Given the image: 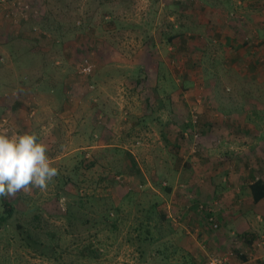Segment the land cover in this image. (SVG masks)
I'll use <instances>...</instances> for the list:
<instances>
[{
    "label": "rangeland",
    "instance_id": "rangeland-1",
    "mask_svg": "<svg viewBox=\"0 0 264 264\" xmlns=\"http://www.w3.org/2000/svg\"><path fill=\"white\" fill-rule=\"evenodd\" d=\"M117 1L0 0V131L35 133L39 142L48 146L47 155L59 170V175L46 190L33 189L7 198L15 207V214L0 229V252L3 251L0 259L6 264H208L209 259L216 256V253L210 252L203 260L193 262L187 254V246L181 242L182 229L187 223L183 213L186 204L190 208L195 200L194 186L188 188L186 182H177V172L183 167L185 174L193 173L191 168L198 164H195L197 160L191 162V157L198 158L196 141H191L195 149L190 150V154H186L187 150L182 153V150L170 149L171 156L166 158L163 151L157 153L153 150L158 167L143 165L145 175L141 173L142 169L131 166L128 154L123 150L91 153L69 143L68 132L78 122L71 118V127H68L65 123L68 118L59 116L64 115L68 106L63 81H96L101 69L100 53L105 46L115 45L118 41L135 46L138 44L136 38L124 36L122 32L114 31L109 39L101 36L108 15L113 17V13H116L123 17L121 9L118 12L119 7L115 6ZM215 1L216 11L207 10L205 5ZM250 1L204 0L190 3L187 0H168V3L176 4L172 8V20L163 17L165 10L162 6H151L144 0H133L127 11L128 19H132L131 16L135 19L134 14L142 16L148 44L160 42L163 33L183 35L163 45V56L173 76L167 73V81L172 83L166 85L168 88L165 86L167 94L186 93L195 99L205 95L206 102L203 104L211 112L209 122L216 124L217 128L216 149L228 147L225 141L233 137V133L227 135L220 133L219 129L234 128L235 139L239 141H235L237 146L247 150L250 159L245 161L244 151L238 149L236 161L242 159L245 162L242 165L236 161L225 164L226 181L232 175L238 176L241 169L245 171L248 182L264 180V83L259 81L261 77L256 71L241 68L235 72L228 69L235 65L234 59L224 54L228 45L217 49L216 36L214 38V34L208 30L202 34V29L196 27L197 16L190 12L198 8L200 19L214 18L216 21L223 11L225 25L229 28V23H234L235 19L243 21V5ZM224 5L227 8L225 13ZM235 5L237 12L234 11ZM261 5H264V1L252 0L250 3L255 8ZM176 9L174 14L173 10ZM211 25L208 23L205 28L210 27V31H214ZM137 28L128 30L132 34ZM254 47L259 45L253 44ZM216 52L221 55L217 56V60ZM197 55L198 60L192 61ZM185 58L190 60V65H187ZM85 63L92 66L89 75L80 72ZM216 63L220 65L216 67ZM245 78L251 81H245ZM22 83L26 84L33 96H42L41 107L33 100L21 102L10 97L22 89ZM210 95H217L216 105L208 102ZM50 103H54V108L53 105L51 107L53 114L49 112L51 117L37 115L38 112L45 113L47 110L43 105ZM177 105L185 104L178 102ZM198 105L190 103L186 106L188 120L185 124L191 131V138L195 139L201 138V128L205 124ZM17 110H23L25 117H15ZM49 122L53 123L51 128ZM85 124L78 126L86 129L88 124ZM53 137L55 140L49 142ZM160 161L169 166L165 168ZM218 166L216 164V170ZM173 194L180 195L178 198L186 196L189 201L181 204L182 210L179 209L180 203L173 201ZM214 199L212 203L216 202ZM208 206L211 209L212 206ZM197 209L203 212L199 215L205 219L207 227L219 230L214 209L208 211L212 213L216 229L208 222L210 213L205 212L199 204ZM37 215L42 218V228L47 232H57L40 235L42 240L58 250L57 262L38 258L30 250L20 247L16 225H26ZM256 231L259 239L256 240L258 246L255 249L264 252V217L260 219ZM89 244L90 252H83L82 245ZM235 250L230 249L231 256L240 260L242 256ZM87 254L89 257H86ZM253 256L254 251L248 264H259V257L254 259Z\"/></svg>",
    "mask_w": 264,
    "mask_h": 264
},
{
    "label": "crops",
    "instance_id": "crops-1",
    "mask_svg": "<svg viewBox=\"0 0 264 264\" xmlns=\"http://www.w3.org/2000/svg\"><path fill=\"white\" fill-rule=\"evenodd\" d=\"M144 1L151 6H162L165 10L163 17L166 20H172V8L176 7V4L168 3V0ZM187 1L190 3L194 1L204 2V0ZM263 1L261 0V3ZM248 3L243 5V21L235 19L234 23H229V28L225 25L223 11H219L220 18H217L216 21L214 18L200 19L198 8H193L194 11L190 13L197 16L196 27L202 29V34L205 33L204 30H208L214 34V38L216 36L217 49L228 45L224 54L231 56L232 60L235 61V65L232 68L228 66V69L235 72L241 68L244 71L247 69H250L249 72L256 71L261 77L259 81L264 83V5L255 8L250 6L252 0ZM132 4L133 0H118L116 2L115 6L118 5V12L121 9L123 17L116 13H113V17L111 14L108 15V21L102 29L101 36L104 39H109L113 36L114 31L122 32L124 36L136 38L138 44L135 46L129 43L122 44L118 41L115 45L105 46L100 53L101 69L96 81H63L66 87L68 106L64 115L59 116L63 119L68 118L65 121L68 127H71V118L78 122L77 126L74 125L75 127L68 132L69 143L78 149L90 150L91 153L115 149L123 150L128 154L131 166L141 170L143 165L148 164L158 167V161L154 157L156 153H152L153 150L157 153L163 151L166 158L171 156L170 149H179L182 150V153L187 150L186 154H190V150L195 149L192 143L196 141L198 158L191 157V162L194 163L197 160L195 164H198L195 168H191L193 173L185 174L183 167H180L177 172L179 174L177 182H186L188 188L194 186L193 197L195 201L192 202L191 209L186 204L189 202L186 196L181 195V198H178L180 195H172L173 201L180 203V210L183 209L181 204H186V211L183 215L187 218V223L186 227L182 229L181 242L187 246L188 256L194 262L203 260L205 256L208 257L210 252H213L216 253V256L229 255L230 264H248L251 262L250 258L254 251V259L259 257V264H264L263 250L255 249V246H258L256 240L259 239L256 230L260 225V219L264 217V198L257 203L253 201L249 188L252 181L248 182L243 169L239 170V177L232 175L228 179L229 181H226L224 177V171L227 170L225 164L234 163L238 156L236 152L241 149L235 142L238 140L235 139L234 128L219 129L220 133L227 135L233 133V137H228L225 141L228 147L223 146L222 149H216L217 128L216 124L209 122L211 112L207 109L208 106L203 104L206 102L205 95L202 96L203 99L200 96L195 99L186 93L167 94L169 86L166 85L171 83V81H167V73L171 74L172 78L173 76L163 56V45L182 38L183 35L181 33H163L160 42L156 43L155 41L148 44L145 39L147 33L144 34L146 28L143 29L142 16L134 14L135 19L132 16L133 20L128 19L127 11ZM205 6L209 11H216V1ZM256 6L258 5L256 4ZM224 8L225 13L227 12L225 5ZM176 11L177 9L173 10V13ZM234 11L237 12L236 5ZM205 13L210 15L207 11ZM166 20H164L165 23ZM132 21L136 23L131 24ZM208 23L212 24L214 31H210V27L205 28ZM136 27L138 28L131 34L130 28ZM188 27L192 28L190 24ZM184 39L187 40L186 36ZM253 44L259 45V47L252 48ZM235 49L238 50L235 51ZM186 51L188 50L186 49ZM186 53L189 56V51ZM198 56L192 61L196 62ZM217 56L221 55L216 52V60ZM186 61H188L187 65H190V60L186 59ZM219 65L216 63V67ZM245 81L251 80L245 78ZM10 97L17 98L21 102L33 100L38 102L40 107L43 103L42 96L37 94L33 96L26 84H23L22 89L14 92ZM207 100L213 104L218 103L217 95L216 97L210 95ZM231 100L235 101L233 98ZM178 102L185 105L179 106L177 105ZM190 103L199 104L201 119L203 124L205 123L201 128V138H191V131L185 124L188 120L186 106ZM52 105L54 108V103L44 104L43 107L47 111L45 113L38 112L37 115L51 117L53 114ZM17 111L15 117H25L22 114L23 110ZM49 112L52 114L50 115ZM86 122L88 124L86 129L84 126H78L86 125ZM52 125L53 123L49 122L50 128ZM54 140L55 137L51 138L49 142ZM218 142H220L219 139ZM80 146L83 148H79ZM228 149L232 151H228ZM250 149L251 146L248 150ZM241 151H244L245 161L249 160L250 154L247 150L241 149ZM229 158L232 160L229 161ZM245 161L239 159L235 163L242 165ZM160 162L164 164L162 161ZM216 164L219 165L217 170ZM164 165L165 168L169 166ZM141 173L145 175L143 169ZM213 199L216 202L212 203ZM198 204L210 215L212 213L208 210L214 209L216 211L220 224L219 230H212L207 227L205 219L203 220L199 215L203 212L197 211ZM208 205L212 206L211 209L208 208ZM234 248L237 250L235 252L242 256L239 257L240 260H237L233 255L231 256L230 249L234 250Z\"/></svg>",
    "mask_w": 264,
    "mask_h": 264
},
{
    "label": "clouds",
    "instance_id": "clouds-1",
    "mask_svg": "<svg viewBox=\"0 0 264 264\" xmlns=\"http://www.w3.org/2000/svg\"><path fill=\"white\" fill-rule=\"evenodd\" d=\"M47 152L35 133L0 131V198L46 190L59 175Z\"/></svg>",
    "mask_w": 264,
    "mask_h": 264
},
{
    "label": "trees",
    "instance_id": "trees-1",
    "mask_svg": "<svg viewBox=\"0 0 264 264\" xmlns=\"http://www.w3.org/2000/svg\"><path fill=\"white\" fill-rule=\"evenodd\" d=\"M249 188L251 190L253 201L255 203L259 202L261 199L264 198V180L263 179L254 180ZM1 204L3 208V212L0 213V229L1 227H4L5 225H7L15 214V207L12 206L8 202L7 198H1ZM70 215H71V212H70ZM66 217H68V213H66ZM107 218L109 217L107 216ZM40 222H42V218L39 215H37L26 225H22V226L16 225L17 230H18L17 236L19 237L20 247L23 248L24 250L26 249L30 250V252L38 258L57 262L59 258L57 254L59 253L56 247L52 245L51 243H48L40 238V235L47 232L45 228H42L40 226ZM49 231L47 232L48 235L51 233H54V234L57 233L56 230H51L50 233ZM90 246L91 244L82 245V251L84 250L83 252H85V250H88L90 252L89 250ZM89 254H87L86 257H89ZM16 261H19V260L16 258ZM0 264H6V262L3 259H0Z\"/></svg>",
    "mask_w": 264,
    "mask_h": 264
},
{
    "label": "built area",
    "instance_id": "built-area-1",
    "mask_svg": "<svg viewBox=\"0 0 264 264\" xmlns=\"http://www.w3.org/2000/svg\"><path fill=\"white\" fill-rule=\"evenodd\" d=\"M92 71V66L85 63L81 66V73L82 75H89ZM195 122V120L193 121ZM257 180V179H256ZM214 218L210 215L208 218V222L212 224V226L216 229L217 225L214 223ZM229 255H221V256H213L209 259L208 264H229Z\"/></svg>",
    "mask_w": 264,
    "mask_h": 264
}]
</instances>
